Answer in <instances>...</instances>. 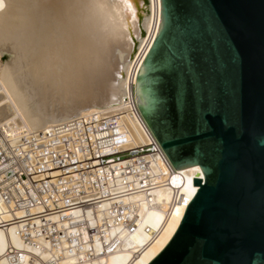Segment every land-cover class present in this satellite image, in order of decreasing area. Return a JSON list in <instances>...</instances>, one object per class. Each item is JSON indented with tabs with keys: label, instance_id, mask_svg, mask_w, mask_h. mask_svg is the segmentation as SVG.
Segmentation results:
<instances>
[{
	"label": "water",
	"instance_id": "95a60500",
	"mask_svg": "<svg viewBox=\"0 0 264 264\" xmlns=\"http://www.w3.org/2000/svg\"><path fill=\"white\" fill-rule=\"evenodd\" d=\"M31 131L129 98L197 189L146 264H264V0H0Z\"/></svg>",
	"mask_w": 264,
	"mask_h": 264
},
{
	"label": "built area",
	"instance_id": "2783aa9c",
	"mask_svg": "<svg viewBox=\"0 0 264 264\" xmlns=\"http://www.w3.org/2000/svg\"><path fill=\"white\" fill-rule=\"evenodd\" d=\"M110 112L93 109L14 136L0 127V204L22 214L2 222L17 220L16 234L28 246L7 245L6 264H59L65 257V264H101L138 232L143 204L164 215L185 210L191 198L185 201L184 175L133 100L120 103L117 116ZM121 117L141 124L146 143L128 145ZM157 193L161 199H152Z\"/></svg>",
	"mask_w": 264,
	"mask_h": 264
},
{
	"label": "bare ground",
	"instance_id": "6f19581e",
	"mask_svg": "<svg viewBox=\"0 0 264 264\" xmlns=\"http://www.w3.org/2000/svg\"><path fill=\"white\" fill-rule=\"evenodd\" d=\"M1 64L2 61H0V67ZM119 105L120 104H117L101 110L112 111L110 114L117 116L116 114L118 112L114 111H117ZM93 109L95 108L81 111L79 115ZM121 121L128 132L126 136L128 145L146 143V139L144 138L140 127L141 124H137L128 117H125V119L121 117ZM47 125L49 124H45V126ZM0 127H2L1 130H3L5 134L12 136H14L21 128L30 130L1 81ZM180 169L184 175L183 188L185 189V201L187 202L192 197L196 189V187L191 185V178L193 176H202V173L197 165H191ZM174 182L176 183L177 180H174ZM161 197L162 194L157 193L152 199L159 200ZM142 208L144 213L141 215L138 232L136 230V232L133 233L127 240H124L123 237L124 241L122 246L118 250L109 254L107 257H104L101 261V264H146L159 252V250L171 237L184 212V205L174 207L168 215L156 212L152 205L147 206L143 204ZM21 216L22 214H20L18 211H15L14 213L6 212V210L0 204V264H6L3 252L7 245L16 248H22L25 245L23 242H21L20 238L16 234V223L13 222H16L17 220L8 221L5 223L2 221ZM3 224L6 225L1 226ZM144 226H147V231H144ZM153 230L155 231V235L151 239H148ZM27 247L28 246L25 245V249H27ZM34 252L38 251L34 250ZM26 257L29 258L30 255L26 253ZM69 260V257H65L60 261L59 264H65Z\"/></svg>",
	"mask_w": 264,
	"mask_h": 264
},
{
	"label": "rangeland",
	"instance_id": "374dc122",
	"mask_svg": "<svg viewBox=\"0 0 264 264\" xmlns=\"http://www.w3.org/2000/svg\"><path fill=\"white\" fill-rule=\"evenodd\" d=\"M2 61V60H1Z\"/></svg>",
	"mask_w": 264,
	"mask_h": 264
}]
</instances>
